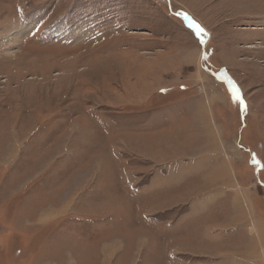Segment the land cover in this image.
Segmentation results:
<instances>
[{"label": "rangeland", "instance_id": "obj_1", "mask_svg": "<svg viewBox=\"0 0 264 264\" xmlns=\"http://www.w3.org/2000/svg\"><path fill=\"white\" fill-rule=\"evenodd\" d=\"M0 232V264H264V0H0Z\"/></svg>", "mask_w": 264, "mask_h": 264}, {"label": "crops", "instance_id": "obj_2", "mask_svg": "<svg viewBox=\"0 0 264 264\" xmlns=\"http://www.w3.org/2000/svg\"><path fill=\"white\" fill-rule=\"evenodd\" d=\"M191 57V55L188 57V59ZM204 104L206 107H203L202 110L203 112H205V118H203V121H202V124L199 126V130L202 131V132H205L207 131V133L209 134V137L211 139H214V134H213V129L211 127V122H213L212 118H214V109L212 108L211 105L207 104L206 101H204ZM212 159V155L209 157L208 160H211ZM226 164L227 167H226V172L225 173H221L220 175L216 176V179H219V178H223V177H226L225 181L227 183V187L226 189H231V190H234L236 188H233V176L237 179L238 181V178L236 177V175L234 174V171H233V166L231 165L230 161L227 159L226 160ZM232 187V188H231ZM235 187V186H234ZM217 192V190H216ZM210 193H215V189L213 190H210ZM48 218V221L49 219H52V218H49V217H44L43 218V222H46V219ZM2 235V232H0V236Z\"/></svg>", "mask_w": 264, "mask_h": 264}, {"label": "snow or ice", "instance_id": "obj_3", "mask_svg": "<svg viewBox=\"0 0 264 264\" xmlns=\"http://www.w3.org/2000/svg\"><path fill=\"white\" fill-rule=\"evenodd\" d=\"M185 19L189 20L190 25L196 29L197 35L204 34V29L200 27L198 24H196L194 21H191L190 18L186 14H185ZM205 59H207V56H205ZM233 94L236 95L237 98H239V93L236 91L235 87H233Z\"/></svg>", "mask_w": 264, "mask_h": 264}]
</instances>
